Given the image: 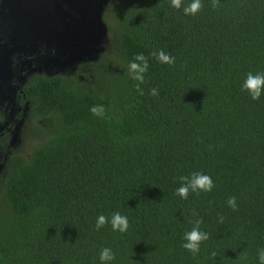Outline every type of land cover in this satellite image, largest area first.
I'll return each instance as SVG.
<instances>
[{"label":"trees","instance_id":"16d2710c","mask_svg":"<svg viewBox=\"0 0 264 264\" xmlns=\"http://www.w3.org/2000/svg\"><path fill=\"white\" fill-rule=\"evenodd\" d=\"M191 2L106 0L100 55L20 87L23 148L6 153L12 130L0 133V264H100L105 247L111 264H259L264 94L240 85L264 72V0H200L185 15ZM140 53L143 82L128 68ZM192 172L213 187L181 199L178 177ZM114 212L126 232L112 230ZM196 220L208 239L193 255L181 244Z\"/></svg>","mask_w":264,"mask_h":264},{"label":"rangeland","instance_id":"374dc122","mask_svg":"<svg viewBox=\"0 0 264 264\" xmlns=\"http://www.w3.org/2000/svg\"><path fill=\"white\" fill-rule=\"evenodd\" d=\"M83 8L82 0H0V67H2L0 68V108L6 115L5 127L0 126V133L6 129L12 130V133L8 135V142L4 145L6 153L23 148L24 138L19 133L20 127L24 123H29L26 122L27 110L23 109L19 116L17 113L22 110L20 108L17 110L15 105H12L14 101L12 93H7V88H3V82L5 83L7 76L10 75L8 56L11 54V48L19 51L25 49L32 53L41 52L40 48H44L41 53L37 52L36 63L39 67H54L52 64L56 61L60 64L64 56H56L57 59H55L46 54L56 52L54 46L56 37L50 36V32L60 37V31L72 30L75 35L81 36L85 25L77 18H80ZM89 47L83 51V54H86L91 49L87 56L83 55V61L79 60L81 63L92 62L100 55L101 50L98 46ZM57 51L60 52V49ZM23 63H25L24 59ZM76 64L63 66L53 75L69 73L67 71L73 70ZM19 68L24 70L25 67L21 65ZM10 116H13L11 118L13 124H10ZM4 161L5 155L0 153V174Z\"/></svg>","mask_w":264,"mask_h":264},{"label":"clouds","instance_id":"9594fccd","mask_svg":"<svg viewBox=\"0 0 264 264\" xmlns=\"http://www.w3.org/2000/svg\"><path fill=\"white\" fill-rule=\"evenodd\" d=\"M215 3L216 0H213L214 7ZM171 5L174 8H180V0H171ZM200 7V0H192L190 4L183 8V12L185 15H195L199 11ZM152 55H154L156 59L161 63H167L169 65H171L175 60V57L170 56L162 50L154 52L152 53ZM128 68L129 74L131 75L132 79L143 82V74L148 69V61L142 53L137 54L134 57V61L129 63ZM137 89L139 90V85H137ZM240 89L242 92L246 91L252 100H258L261 95L264 94V72H256L255 74L249 72L248 74H246L243 83L240 85ZM150 94L156 95V89H151ZM90 111L94 115H101L103 113L102 107L98 106H93L92 108H90ZM178 180L180 182V186L176 189V194L180 196L181 199H186L190 190L192 192H197L198 190L208 192L211 191L213 187L212 179L208 175L200 172H192L187 176H179ZM227 204L231 208H233V210H235V197H230L227 200ZM105 221V216L99 215L96 219V228L99 229L101 226H103ZM109 222L113 231L124 233L128 229L127 216L121 215L119 212L112 213ZM199 224L200 221L196 220L195 225L192 227V229L184 233V242L181 244V247L190 251L193 255H195L199 251L200 243L208 239V234L199 229ZM212 255H215V253H213ZM257 257L259 260V264H264V248L258 250ZM114 259L115 254L110 248L105 247L100 251V264H111Z\"/></svg>","mask_w":264,"mask_h":264},{"label":"water","instance_id":"95a60500","mask_svg":"<svg viewBox=\"0 0 264 264\" xmlns=\"http://www.w3.org/2000/svg\"><path fill=\"white\" fill-rule=\"evenodd\" d=\"M105 2L106 0H82L84 8L82 14H80V18H77V20L82 21L85 25L84 32L81 36L75 35V32L72 30L69 32L60 31V37L50 32V36L53 38L56 37L54 44L56 52H53V54L47 52L46 54L55 59H57L56 56L65 57L63 61H60V64L63 63L62 65L58 64L56 61L52 64L54 67H59L60 69L66 65L72 66L80 62L79 60L83 61V55L87 56L91 49H89L86 54H83V51H85L86 48H90L89 46L96 45L100 48L106 36V30L101 21V11ZM86 18H88L87 21L85 20ZM58 49H60V52L57 51ZM13 50H15V48H11V53ZM10 124L13 123L10 122Z\"/></svg>","mask_w":264,"mask_h":264},{"label":"flooded vegetation","instance_id":"af4514ba","mask_svg":"<svg viewBox=\"0 0 264 264\" xmlns=\"http://www.w3.org/2000/svg\"><path fill=\"white\" fill-rule=\"evenodd\" d=\"M88 14V13H87ZM86 21L88 18L85 19ZM44 48H40V51L42 52ZM37 52L32 53L29 50L20 49L13 51L8 56V69L10 71V75L7 77L6 82H3V88H7V93H12V98L14 101L12 102V105H15V108L19 110V107L17 103L19 102V93H20V87L32 76L35 75H46V76H52L53 74L57 73L59 70V67H39L38 63H36L37 58ZM38 52V53H41ZM23 59L25 60V63H23ZM21 65H24V70H21L19 67ZM38 65V66H37ZM30 76V77H28ZM10 97V96H9ZM16 110V111H17ZM13 116H10V122L11 118Z\"/></svg>","mask_w":264,"mask_h":264}]
</instances>
